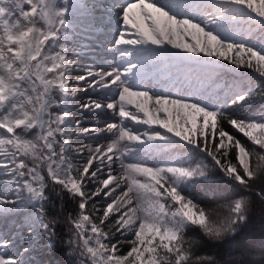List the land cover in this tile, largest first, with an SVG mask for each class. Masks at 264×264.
<instances>
[{"label": "snow or ice", "instance_id": "1", "mask_svg": "<svg viewBox=\"0 0 264 264\" xmlns=\"http://www.w3.org/2000/svg\"><path fill=\"white\" fill-rule=\"evenodd\" d=\"M257 210L264 0H0V264H264Z\"/></svg>", "mask_w": 264, "mask_h": 264}, {"label": "trees", "instance_id": "2", "mask_svg": "<svg viewBox=\"0 0 264 264\" xmlns=\"http://www.w3.org/2000/svg\"><path fill=\"white\" fill-rule=\"evenodd\" d=\"M197 192L203 196L206 192L205 186H200L197 189ZM262 247H264V220L261 219V214L259 210H257L255 213V219H253L251 223L244 230H242V232L236 235L233 239L232 245H230V248L236 255H240L242 252L251 249H254L256 254H258ZM64 255L65 259H68L67 254ZM39 256L44 257L47 261L50 258V255L43 250L40 251Z\"/></svg>", "mask_w": 264, "mask_h": 264}, {"label": "rangeland", "instance_id": "3", "mask_svg": "<svg viewBox=\"0 0 264 264\" xmlns=\"http://www.w3.org/2000/svg\"><path fill=\"white\" fill-rule=\"evenodd\" d=\"M108 47L110 48L111 45H108ZM103 52V49L98 50V52L96 53V56L99 57L100 53ZM106 54V53H105ZM163 131V130H162ZM115 195V194H114ZM40 252L34 257L37 261H40L41 264H47V259H45L44 257L39 256Z\"/></svg>", "mask_w": 264, "mask_h": 264}]
</instances>
